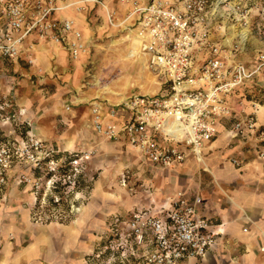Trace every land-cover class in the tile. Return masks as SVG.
<instances>
[{
    "label": "built area",
    "instance_id": "2783aa9c",
    "mask_svg": "<svg viewBox=\"0 0 264 264\" xmlns=\"http://www.w3.org/2000/svg\"><path fill=\"white\" fill-rule=\"evenodd\" d=\"M108 1L0 0V58L24 56L25 63L32 65V37L61 47L73 61L87 56L89 45L75 18L63 13L68 8L80 13L85 3H93L106 11L108 22L115 26L116 12L109 11ZM115 1L133 20L130 34L161 92L133 94L108 108L93 101L89 110L98 137L124 141L141 159L161 169H174L189 157L202 163L201 150L216 137L222 119L230 120L236 136L256 133V139L264 141V126L258 118L264 115V52L256 54L251 66L236 59L245 52L253 31L264 39V27L253 25L247 7L229 0ZM217 7L225 10L228 26L239 27L231 44L224 42L227 25L219 21L224 16L216 12ZM212 34L223 38L216 41ZM234 95L237 100L231 103ZM118 112H126L128 118L116 124ZM90 154L62 152L33 133L0 142V201L14 178L17 185L30 190L34 222L64 220L56 211L61 207L78 210L77 189ZM230 162L241 164L236 158ZM201 205L200 196L190 199L178 192L168 209L130 213L126 232L114 228L110 244L123 250L119 242L128 237L137 247L152 246L139 264L200 259L216 244Z\"/></svg>",
    "mask_w": 264,
    "mask_h": 264
},
{
    "label": "crops",
    "instance_id": "0c3cea01",
    "mask_svg": "<svg viewBox=\"0 0 264 264\" xmlns=\"http://www.w3.org/2000/svg\"><path fill=\"white\" fill-rule=\"evenodd\" d=\"M229 1L247 7L253 25L264 27L263 0ZM108 5L116 11L117 25L111 29L106 11L93 3H85L82 13L68 8L63 14L75 18L76 27L87 43L93 39L102 40L106 34L104 27L122 33L113 43H127L124 46L111 49L93 44L96 55L112 54L99 59L101 65L95 76L99 77L101 72L102 77H109L115 71L118 74L116 79L104 88L97 85L87 87L88 83L84 82L89 74V71H84L87 56L71 62L61 47L32 37L35 64L45 69L47 79L55 89L52 94L39 95L37 107L33 110L28 98L21 99L18 117L29 127L25 135L33 133L62 152L77 153L97 145L96 156L84 163L85 177L92 178L81 180L82 194L91 195L92 199L105 196L103 180L126 173L128 179L142 178L145 200L131 202L126 208L115 211L106 210L99 202L87 201L76 218L68 216L66 224L34 225L30 221L32 198L29 188L17 185L11 178L0 201V264H139L140 258L151 251L152 246L137 247L127 237L119 242L125 248H113L114 256L110 258L106 253L109 236L113 235L114 228L125 233L126 219L134 211L155 213L168 209L178 192L190 199L196 195L202 198L201 213L209 221V232L215 234L216 239V244L202 258L182 264H264V141H258L256 133L236 136L231 130L230 120L222 119L217 125L216 137L201 150L202 163L189 157L174 169H161L141 158L137 161L124 141H99L92 128L89 110L93 101L108 108L133 94L161 92L160 84L147 71L146 57L138 52L137 41L130 34L133 20L127 19V9L115 0H110ZM216 12L224 16L219 20L227 25L224 42L231 44L239 27L228 26L223 8L217 7ZM91 13L93 15L89 16ZM98 18L103 23L102 32L92 33L89 22ZM223 36L212 34L211 37L221 41ZM260 51L264 52V39L253 31L245 52L237 55L236 59L251 66ZM25 64L24 56L18 60L0 58V91L3 92L7 84L2 78L9 68L22 73ZM21 83L27 85L26 93L29 89L33 91L30 82L21 80ZM235 100L237 95L232 96L231 103ZM63 102H68V109L62 105ZM127 118L126 112H118L115 123ZM258 118L259 124L264 126V115L260 113ZM7 132L5 136L10 139L6 140H19L25 136L23 133L15 134L13 130ZM230 157L242 160V165L235 167ZM92 164L100 169V179L96 181L90 175ZM117 190L126 193L118 186ZM116 220L119 222L115 223Z\"/></svg>",
    "mask_w": 264,
    "mask_h": 264
},
{
    "label": "rangeland",
    "instance_id": "374dc122",
    "mask_svg": "<svg viewBox=\"0 0 264 264\" xmlns=\"http://www.w3.org/2000/svg\"><path fill=\"white\" fill-rule=\"evenodd\" d=\"M108 2H107V8L109 9V11L116 12L115 9H111L109 7ZM101 9H103V8L101 7ZM84 10L85 9H83V11H81L80 13L84 12ZM92 15L93 14L91 13V15H89V16H92ZM94 16L97 17V15H94ZM115 16H116V14H115ZM114 22H116V21H114ZM88 27L91 29L92 33H96L97 31L102 32V29H104L106 31V34L102 40L101 39L100 40L93 39L92 41H89V43H88L89 54L87 55V64H86L84 71L85 72L89 71V74H88V76L85 77L84 82L88 83L87 87H92L94 85H97L101 88H104V87H107L108 85H110L114 81V79H116L118 74H117V72L114 73L115 72L114 71L109 77L107 75H106V77H102L101 72H100L98 74L99 77L95 76L96 72H99L98 66L101 65V63H99V59H103L105 57H110L112 54L108 53V54H104V55L103 54L102 55H99V54L96 55L95 51H93V49L95 48V46H93V44L94 45L95 44H102V45L112 49V48L117 47V46H120V47L124 46L127 43H124V44L113 43L115 40H118L120 38V36H122V33L110 30L111 28H113V26L111 24L109 25L110 29H107L105 27L102 28L103 23H101V18H98L97 20H92V22H89ZM100 28H102V29H100ZM33 58H34L33 64L32 65L25 64V66H24L25 69L22 73L21 72L18 73L16 71H13L11 68H9L8 72L5 73L4 77L2 78L4 81H7V84H6V86L3 87L4 88L3 92L0 91V140L10 139V138H6L7 136H5V135H7V133H9V132H7L9 130L10 131L13 130L15 132V134H19V133L24 134L25 131L29 130V127L26 124H23V122H21V120H19V117H18V112L22 106L21 105L22 104L21 99L28 98V102L31 101L30 109L33 110L35 107H37L39 95L46 96L47 94H52L54 89H55L52 82H49V80L47 79L48 73H46L45 69H43L39 64L38 65L35 64V60H36L35 55H33ZM79 59H77V60H79ZM77 60L73 61L70 59L71 62H75ZM97 67H98V69H97ZM150 76L155 78L152 74H150ZM21 80H26V81L30 82V84L34 88L33 91L29 89L28 93H26L25 90H26L27 85L21 83ZM20 94L23 96H21ZM59 94H63V93H61V91H59ZM67 104H68V102L62 103L63 106H66ZM66 109H68L67 106H66ZM99 141L102 143H109V141H105V140L101 139L100 137H99ZM83 151L90 152L91 154H90V157L88 159H91L92 157H95L97 154V145H95L89 149L83 150ZM127 153L125 152L124 154L127 155ZM132 154H133V157L138 161L140 157L135 152H132ZM231 158H235V157H230L229 160ZM237 160L240 161V163H241L240 166H241L242 160H240V159H237ZM240 166H238V167L235 166V167L239 168ZM90 175H93L95 181L100 179L99 167L94 166L92 164ZM197 175H199V174H197ZM86 177L89 180L92 178V176H86ZM126 177H127L126 173L124 175H119V176H115V177L108 176L106 179L103 180V191H104V193H106V195L98 197L96 199L95 198L92 199L91 195L86 196V194L84 192L82 194V191L80 188V184H81V182H80L78 189H77L78 190L77 197L79 198V201L77 203H75V206L78 207V210L77 211H74V210L70 211L69 208H63V207L57 209L56 213H62L65 217L64 220H62V221L52 220V221H49L47 223H45V222L44 223L34 222L32 220V217H31V207L33 205V198L31 195L32 199H31V203H30V221L34 225L66 224L69 222V220H67L68 216L71 215V216H74L73 219L76 218L80 214L82 208L84 207V205L86 204L87 201H89V202L93 201V203L99 202V204L101 206H104L106 210L115 211L116 209L126 208V206L131 202H137L140 200H145L146 196H145L144 192L146 190L143 186L142 178L134 177V178L128 179ZM196 177L199 178V176H196ZM85 178L83 180H85ZM117 186L121 187L123 190H125L126 193L118 192ZM29 192H30V190H29ZM112 240H113V237L110 235L108 240H107V245H106L107 246L106 253L108 254V256L110 255V258H113V256H114L113 247L110 244V242ZM109 264H112V262Z\"/></svg>",
    "mask_w": 264,
    "mask_h": 264
}]
</instances>
